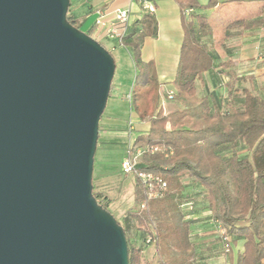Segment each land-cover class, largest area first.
Masks as SVG:
<instances>
[{
  "label": "water",
  "instance_id": "water-1",
  "mask_svg": "<svg viewBox=\"0 0 264 264\" xmlns=\"http://www.w3.org/2000/svg\"><path fill=\"white\" fill-rule=\"evenodd\" d=\"M69 5L0 0V264H128L92 192L116 64Z\"/></svg>",
  "mask_w": 264,
  "mask_h": 264
},
{
  "label": "trees",
  "instance_id": "trees-1",
  "mask_svg": "<svg viewBox=\"0 0 264 264\" xmlns=\"http://www.w3.org/2000/svg\"><path fill=\"white\" fill-rule=\"evenodd\" d=\"M182 13L187 9H207L215 0L201 5L197 0H174ZM252 19L230 21L223 38L232 35L234 29H250L264 24V0ZM69 22L78 28L81 21L67 12ZM201 27L205 19L197 18ZM184 37L173 84L176 95L194 96L195 80L212 69L214 56L206 44L196 39L195 26L190 20L183 23ZM90 35V31L83 30ZM157 23L153 14L141 13L125 35L122 46L131 53L136 74L130 90V105L138 119L149 124L145 133L138 134L134 143L158 145L168 153L145 152L137 166L139 170L158 174L166 179L165 194L140 204L145 198L137 179L134 188V205L129 212L142 233L138 244L130 241L128 220L122 225L128 246V264H152L142 258V251L149 245L156 247L155 264H193L196 249L190 239L191 221L185 218L182 205L184 177H192L205 191V203L211 217L230 236L223 242L229 246L236 239H244V250L238 256V264H259L264 259V97L244 90L241 107L212 104L204 96L199 108H184L169 114L158 107V81L150 62L141 59V47L145 37L156 35ZM229 67L231 61L221 62ZM237 78L229 77L226 84L228 97L235 90ZM264 89V87L262 88ZM97 202L108 209V195L96 192ZM111 212V211H110ZM112 213V212H111ZM157 220L152 232L151 219ZM119 223V222H118ZM151 236L152 242L146 243Z\"/></svg>",
  "mask_w": 264,
  "mask_h": 264
},
{
  "label": "crops",
  "instance_id": "crops-1",
  "mask_svg": "<svg viewBox=\"0 0 264 264\" xmlns=\"http://www.w3.org/2000/svg\"><path fill=\"white\" fill-rule=\"evenodd\" d=\"M153 1L156 5V11L153 16L157 23V31L156 35L144 38L141 47V59L143 62H150L153 65L159 84L158 107L162 109L163 113H172L166 109L176 95V87L173 84V80L176 76L180 48L184 37L183 23L188 20L194 23L196 39L200 43L206 44L214 56L212 69L205 71L195 80L194 96H197L199 101L202 97L207 96L208 99L211 98L209 104L211 107H213L212 104L222 106L228 103L236 107V100L241 90L243 96L244 90L257 96H260L258 92H264V89H262L264 87V24L245 30H231L232 35L226 39L222 38L221 43H219L217 48L220 49V52L215 48L213 40L210 41L213 37L211 29L215 26L222 29L223 34L226 25L230 21L259 17L257 11L262 4V0H215L212 8L187 9L185 15L174 0ZM197 1L201 5L208 2V0ZM123 8L130 10L132 24L141 15L136 0H70L68 13L81 21L83 30L91 33L97 10L101 9L111 13L116 9ZM200 16L205 19L203 27L200 26L197 20ZM104 41L109 44L115 62L121 61L127 56L132 61L131 53L125 46L118 45L112 40ZM225 61H231V65L229 67L222 66L221 62ZM132 69V81L128 88L132 86L135 78L136 68L133 61ZM230 74L237 79L234 84L235 90L231 91L233 95L228 97L226 84L229 81ZM114 76L112 82L115 85L112 86L111 96L108 97L104 110V114L107 113L108 116L101 118L100 123H104L102 131L104 137L107 141H112L115 144L110 143V146L115 149L124 138L127 139L129 135L134 133L133 131L129 132L128 127L124 126L125 119L129 117L134 126L137 123H142V121L132 112L130 100L128 101L122 96L124 91L122 74H119L117 78H114ZM246 82L252 87L246 88ZM168 91H172L174 97L170 100H165L162 106L161 99ZM174 106L175 110H182L180 106L173 104ZM122 117H124V120ZM147 130L148 127L145 131L138 134L145 133ZM122 148L124 150V146ZM124 155L115 162L118 167ZM100 163L105 169L114 167L106 158L102 159ZM187 178L191 179L190 185L188 187L184 186V191L186 188L192 187L195 195L202 197L200 201L202 204L198 205H202L204 208L203 211L196 209L195 203L197 202L194 200L195 196L193 195L192 214L189 216L185 215V218L191 221L190 239L196 246V258L193 264H238L237 259L244 250L243 244L245 240L236 239L229 246L221 242L217 232V222L211 217V213L206 207L205 191L192 177ZM150 247L151 245L145 251ZM259 264H264V259Z\"/></svg>",
  "mask_w": 264,
  "mask_h": 264
},
{
  "label": "rangeland",
  "instance_id": "rangeland-1",
  "mask_svg": "<svg viewBox=\"0 0 264 264\" xmlns=\"http://www.w3.org/2000/svg\"><path fill=\"white\" fill-rule=\"evenodd\" d=\"M80 29H83L81 27ZM213 33V37L210 39V41L213 40V44L215 45V48L218 49L219 43H221L223 34H222V29L217 28L216 26L211 29ZM83 31V30H82ZM203 31V30H201ZM100 43L111 53V48L109 44L102 40ZM220 52V49H218ZM112 54V53H111ZM116 64V73L114 78H117L119 74H122V82H123V93L122 96L124 99L128 100L130 99V90L131 87L128 88V86L131 84V76L133 74V69H132V61L130 57H126L123 60H119L115 62ZM136 74V71H135ZM113 81V79H112ZM113 82H111V88H110V93L109 97L111 96V89L112 86H114ZM241 85V83H240ZM252 87L246 82V88ZM242 89V87H240ZM203 93V89L201 90ZM260 93L261 97H264V92H258ZM242 98H243V93L241 90V93L238 94L237 97V103L236 107H241L242 103ZM173 104L176 106H180L182 109L187 108L188 110L192 109H198L199 108V98L197 96H183L180 97L178 95H175L174 99L172 102H170V106L167 107V111L169 112H174V111H179L175 110V106L173 107ZM108 116L107 113L101 115V118ZM124 120V117H122ZM99 120V126H98V138H97V143H96V150L94 154V162H93V176H92V184L95 188L96 192H100L106 195H109V198L111 200V203L108 205V209L113 212L114 217L116 220L119 222V224L125 225L126 222L125 220H128V223L130 225L129 230L127 231V235L130 238V241L134 244H138L142 238V233L138 229L136 221L129 216V212L131 210L136 209L138 206L134 205V188H135V180L134 177L131 174H124L122 171L119 169L118 165L115 163L118 159H120L123 155L124 152L128 146V144L131 142L135 136L143 132L147 129L148 127V122L146 120H142V123H137L134 126V123L132 124L133 129L131 135L127 137V139H123L118 146L114 149L110 146V143L112 141H107L106 138L104 137V133L102 132L104 129V123H100ZM130 118L125 119L124 126L128 127V122ZM132 121V120H130ZM113 144V143H112ZM115 145V144H113ZM124 146V150H122ZM108 159L111 164H113L112 169H105V167H102V164L100 163L102 159ZM184 186L188 187L190 185V178L184 177ZM194 197V200L197 202L196 204V209L198 211H203L204 208L202 205L201 201V196L195 195L194 190L191 188H186L185 191H183V199L186 200V203L182 205L183 212L186 214V216L192 214V208L190 209L189 206L192 207V196ZM190 202V203H189ZM200 202V203H199ZM191 204V205H190ZM157 220L155 218L151 219L150 222V228L152 232L157 228ZM142 258L145 260L150 261L152 264H155L158 256L156 254V247L155 245L151 244V247L145 251V249L142 251Z\"/></svg>",
  "mask_w": 264,
  "mask_h": 264
},
{
  "label": "built area",
  "instance_id": "built-area-1",
  "mask_svg": "<svg viewBox=\"0 0 264 264\" xmlns=\"http://www.w3.org/2000/svg\"><path fill=\"white\" fill-rule=\"evenodd\" d=\"M141 13L146 12L154 14L156 11V5L153 0H136ZM132 24V17L128 8L116 9L115 11L108 13L105 10H97L96 17L93 22V29L90 36L98 42L102 40H112L118 45H122L125 35L128 33ZM174 97L172 91L166 92L165 96L161 99L162 106L165 100H170ZM133 122H128V130L132 131ZM162 152L165 155L168 153L163 147L158 145H139L134 143V138L128 144L124 157L120 160L119 167L122 173L131 174L135 177L139 183L141 192L145 198L144 202L140 204V207L151 199L162 197L167 190L166 179L158 174L139 170L137 168L142 155L145 153ZM191 205V204H190ZM191 209L192 207L189 206ZM217 232L223 242H227L230 236L226 231L217 223ZM152 242L151 236L147 237L146 243Z\"/></svg>",
  "mask_w": 264,
  "mask_h": 264
}]
</instances>
